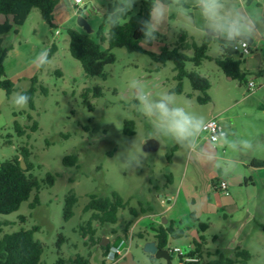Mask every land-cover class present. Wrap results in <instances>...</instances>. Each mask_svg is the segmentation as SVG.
I'll return each instance as SVG.
<instances>
[{
    "label": "rangeland",
    "instance_id": "1",
    "mask_svg": "<svg viewBox=\"0 0 264 264\" xmlns=\"http://www.w3.org/2000/svg\"><path fill=\"white\" fill-rule=\"evenodd\" d=\"M113 1L82 0V4L76 9L71 0H57L54 28H50L34 9L19 28L18 34L9 33L4 38L5 46L10 48L3 64L4 72L6 78L14 84L15 90L6 95L0 89V163L14 155L19 156V148L26 147L29 151L28 161L34 168L31 174L41 179L46 173H51L56 178L52 187L40 190L37 206L32 209L28 206L33 198L32 193L29 200L22 203L16 212L0 216V220L11 223L3 228V233L30 229L33 226L39 228L34 233V238L44 244L40 264H55L59 256L69 258L76 254L89 256L91 264H101L100 247L103 244L109 245V248H125L117 264L123 262L128 253L132 254L138 264H150L146 254L142 252V241L137 237L138 233L146 231L138 226L132 227L131 223L127 231L123 232L125 221L132 219L133 222L128 210L119 211L118 223L114 226H99L97 222H92L95 239H98V244L92 245L87 238H82L79 230L91 214L84 212V206L90 195L109 196L111 192H116L139 214V208L144 207V198L151 197L155 190L154 180L159 183L164 181L163 173L167 169V155L174 143L173 136L157 126L158 121L154 115L145 114L143 105L135 97L134 84L143 88L149 102L159 101L163 95L172 96L170 107H181L203 123L213 107L212 103L203 106L187 97L188 94H198L192 91L187 79L182 82V94H169V89L176 85L171 63L161 65L151 61L146 55L127 53L122 48L112 50L115 62L104 68L105 79L85 76L79 62L69 54L66 30L73 28L85 33L76 23L80 16L92 30L88 35L98 41L95 32L103 21L107 5ZM142 1L144 0H131L130 10V0L119 2L131 15H135ZM172 1L168 6H157L163 10L164 16L155 33L158 43L150 44L149 47L154 53H158L162 47L171 48L178 44L181 33L187 35L189 42L199 44L206 30L211 29L201 13L198 0ZM245 1L221 0V3L225 4V12H240L255 22L256 31L251 37L253 43L249 44L250 53L242 57L238 53L232 55L234 60L245 61L247 68L254 60L264 58V40H259L260 36L264 38V25L262 21L254 19L256 14H263L261 8H264V4L263 0H257L261 4L258 7L254 3L246 5L243 3ZM179 2H184L186 7L179 5ZM104 29L107 31V26ZM55 31L58 33L55 34ZM220 36L225 40L224 45H227L230 40L224 35ZM235 40L234 42H239L237 37ZM52 44L56 49L42 66L45 58L43 54L46 51L48 53ZM141 45L145 47L143 41ZM100 47L105 49L106 44L103 43ZM220 47L215 39L207 54L217 58L221 55ZM187 54L191 55L192 52ZM185 69L194 70L208 78L211 83L210 94L219 106L229 103L239 92H246L238 81H225V77L210 61H204L198 68L186 63ZM34 77L39 86L47 90V94H42L38 86L33 98L34 109L30 110L28 105L18 109L14 104L16 95L27 90ZM93 88H99L101 96L88 94L87 99L92 106L89 110L83 104L81 95L85 89ZM240 108H233L221 118H226L224 122L230 124L229 116L239 114ZM28 115L31 120H28ZM248 119L240 117L236 123L239 132L248 137L246 142L249 146H245L244 139L241 141V147H246L244 151L247 154L239 151L241 143L236 141L230 150H220L218 159L211 163L217 176L227 181L229 196L221 195L211 188L213 177L206 175L209 168L205 164L202 167L194 163L192 171L187 173L179 196L175 185L168 193L169 202L165 201V197L162 206L167 207L178 196L175 213L185 232L191 225L196 227L191 217L193 215L208 226L204 233L208 250L219 249L226 256L233 257L235 248L240 247L249 250L253 256L247 264H264V235L260 228L264 226V168L250 169L246 165V156L250 154V150L254 155L264 156L262 138L250 137L264 125L257 126ZM126 120L134 123L133 135H125L122 131ZM14 121L25 128L23 136L17 135ZM33 121L38 126L34 132L29 129ZM206 134L205 130L199 132L201 137ZM147 139L158 143L155 152L142 150ZM183 142L188 144L190 141ZM185 152L183 150L177 156L179 174L183 168ZM69 154L77 155L78 169L62 165V158ZM228 157L232 159H227ZM240 176L252 180L253 184L247 189L239 190L237 180ZM240 179L242 184L244 179ZM69 190L75 193L77 204L73 209L74 216L65 221L64 197ZM232 199L240 203L237 208L226 207V203H230ZM20 217L25 219L21 220ZM59 234L66 239L60 244ZM190 234L191 232L186 236L170 239V248L186 249ZM170 259V264H180L176 255L170 254ZM156 264L167 263L160 259Z\"/></svg>",
    "mask_w": 264,
    "mask_h": 264
},
{
    "label": "trees",
    "instance_id": "2",
    "mask_svg": "<svg viewBox=\"0 0 264 264\" xmlns=\"http://www.w3.org/2000/svg\"><path fill=\"white\" fill-rule=\"evenodd\" d=\"M114 0L109 3L106 12L103 15V21L97 31L95 41L88 34L78 32L73 28L66 30L68 36V51L70 56L77 60L81 69L87 77H97L105 79L104 68L107 65L115 62V56L112 50L115 48H122L127 53H139L146 55L151 61L164 65L166 63L172 64V71L174 73L173 80L176 85L169 89V94H182V82L187 79L193 92L198 94L194 97L196 103L205 105L210 102L208 96V89L210 87L209 81L198 72L185 69L186 63H191L193 67L198 68L204 61L213 60L215 65L221 72L232 80L238 81L240 85L246 84V78L251 73L241 70L240 66L243 63L241 59L234 60L232 55L236 54L231 50L228 42L227 46H221V55L215 59H211L207 55L210 44L213 38L218 35L213 31L207 30L203 40L196 44L189 42L187 35L181 33L178 44L171 48L162 47L158 53L152 52L150 44L141 45L144 41V22H150V12L153 7L168 6L172 4V0H144L139 5L138 12L135 15L124 7L119 2ZM57 5V0H0V15L4 17V21L0 24V89L6 95H9L15 90L14 84L6 78L4 72V60L7 56L9 47L5 46V36L9 33L18 34L19 28L25 23L32 10L36 9L39 12L41 19L50 27L54 28V9ZM179 5L186 7L184 2H179ZM104 26H107V32L104 31ZM105 43L106 48L101 49L100 45ZM56 47L51 45L47 59L54 53ZM187 52H192L191 55ZM242 57V55H240ZM45 62L43 59L42 66ZM263 69L259 70L255 76H260ZM38 80L36 77L31 79L30 86L27 90L21 91L20 94H26L30 97L28 101V108L34 109L33 98L38 89ZM42 94H47V90L39 86ZM92 93L94 96H101L99 88L85 89L81 95L83 104L89 110L92 106L88 102V94ZM188 98L193 97V94H188ZM31 120V116H27ZM14 129L18 136L25 134V128L21 127L14 121ZM38 128L35 121L29 129L34 132ZM123 133L125 135L134 134V123L131 120L123 122ZM7 143H10L7 141ZM178 147L172 146L167 155V162H170L172 154ZM19 157L23 158L25 163V170L20 168ZM29 151L26 147L19 148V156L14 155L0 163V216L9 215L16 212L22 203L27 202L33 193L32 201L29 203V208H34L39 204L38 194L40 190L52 187L56 176L51 173H46L41 179L34 177L31 172L33 171L32 164L28 161ZM251 166L257 168H264V160H253ZM62 165L64 167H73L78 169V157L75 154L65 155L62 158ZM168 183H170V176H166ZM77 204V197L73 190H69L64 197L63 205V219L69 220L74 216L73 209ZM84 212H90L89 220L84 226L79 227L82 238H87L90 244H98V239H95V230L92 228V222H97L99 226H113L118 223V213L121 210H128L129 215L134 219L138 215V211L128 205L118 193L111 192L109 196H96L90 195L88 202L84 206ZM140 213H144L142 207L139 208ZM193 221L196 223L198 232L203 233L207 230L208 226L205 223L199 222L191 215ZM24 220L25 217H20ZM132 219L125 221L123 232L125 233L131 225ZM11 225L8 221L0 220V264H40L44 252V244L34 238V233L39 230L37 226L30 229H20L15 232L3 233L4 227ZM264 235V226H260ZM182 232L176 233L172 225L155 229V235L152 240L155 241L159 249H164L170 239L179 238ZM137 237L141 241H147L146 233H138ZM66 239L62 234L58 235V243L64 242ZM206 241L203 235H198V240H193L192 251L189 252L190 256H197L198 262L183 263L179 258L180 264H247L252 255L246 249L236 247L233 252V257L226 256L221 250L216 249L209 252L205 249ZM59 247V246H58ZM109 245L101 246L102 258L109 250ZM150 264H156L157 259L153 256L146 254ZM171 260V259H170ZM55 264H91L89 256H81L76 254L73 257L65 258L59 256ZM101 264L104 261L101 260Z\"/></svg>",
    "mask_w": 264,
    "mask_h": 264
},
{
    "label": "crops",
    "instance_id": "3",
    "mask_svg": "<svg viewBox=\"0 0 264 264\" xmlns=\"http://www.w3.org/2000/svg\"><path fill=\"white\" fill-rule=\"evenodd\" d=\"M243 3L246 5L254 3L258 7L261 6L260 2H258L257 0H255V1L254 0H246ZM263 4H264V0H263ZM73 6L77 9V6L74 5V3H73ZM261 9H262L263 14L262 15L256 14L254 19L256 21H262L263 25H264V8H261ZM54 12H55V9H54ZM53 16H55L54 13H53ZM3 21H4V17L0 15V24ZM53 23L55 25V17H54ZM208 30L212 31L211 29H208ZM104 31H105V29H104ZM105 32H107V31H105ZM215 39L219 42L220 46H227L228 45V44L224 45L225 40L223 38H221V36L219 34L213 38V41ZM249 39H250V43L246 42L248 44V50H249V44L253 43V39L252 38H249ZM259 40L262 41V40H264V38L260 36ZM230 41L234 42L236 40L234 39V40H230ZM230 41H228V42H230ZM238 41H240V40H238ZM148 49H150V48H148ZM249 53H250V50H249ZM209 57H211V56H209ZM211 59H215V57H211ZM210 62H212L214 64V66L216 68H218L215 65L213 60H210ZM245 64H246V62L243 61V63L240 66V69L247 71V72L252 74L246 78V81L248 82V81L252 80L256 85V89L253 92H248L246 89V84H247V82H246V84L244 85L246 92L245 93L239 92L234 99H232L230 101L228 100L229 103H226L222 106L217 105L215 103V101L213 100V98L210 94L211 83L208 80V78L206 76H204L205 78H207V80L209 81V84H210V87L208 89V96L210 97L209 103H212L213 107L209 111L207 118L204 120L202 130H205V125H206L208 119L210 120L213 117H218L222 128L226 132V137L223 140H220L219 142L214 143L215 154L210 159L206 158L202 154V149L205 146H208L209 150H211V147L213 146V143L209 141L207 134L203 137L199 136V134H198L188 144L183 142V141H178L175 137H172V140L174 142L173 146H176L178 148L172 154L170 162H167V169L164 170V173H163L164 181L159 183L156 180H154L155 190L153 191L152 196L144 198V200H143V205H144L143 208H144L145 212L139 213L137 215V217L133 219V222H132V227L138 226L139 228L146 231L145 233H146V238L148 239L147 241L155 242L154 240H152V237L155 235V229L159 228L160 226L166 227L169 225L173 226L176 233H178L179 231L182 232L180 237L186 236L189 232H191L190 238L187 241L186 248H192L193 247V240H198V235H203V237H204L205 232H203V233L198 232V229L195 227V225H191L190 227H188L186 232L180 227L179 216L175 213V209L177 207V202H178V198H179L178 196L181 192V188H182L184 180L187 176V173H188V171H192V165L194 163H197L198 165H201V166L203 164H205L209 168L208 173L206 175L208 177H213V179L211 180V188L215 189V186L219 180L226 181L223 177L217 176V173L215 172V170L211 168V167H213L211 165V163L213 164L218 159V152L220 150H225V149L227 151L230 150L231 146L236 141H237V143L238 142L241 143L238 146L239 151L242 152L245 150V148H246L245 146L241 147L242 146L241 141H243V139H244V143H245L246 138H248V137H246L247 135L245 133L239 132L238 126L236 125V123L238 122L240 117H244L247 119L249 118L248 119L249 122L253 121V122H255V125H257V126L258 125L260 126V124L264 125V89L262 88V86L264 85V71H263V73L260 74V76H255V74L259 70H261V69L264 70V58L262 57L261 60H259V59L254 60V63L247 66V68H245ZM218 70L221 72V70L219 68H218ZM222 75L225 77V81H227V82L236 81V80H232L231 78L229 79V77H226L223 73H222ZM175 96H178V95H175ZM195 96H196V94L193 93V97H191L189 99L195 100V98H194ZM209 103H207V104H209ZM207 104H205L203 106H206ZM236 107H241L239 110L240 113L237 115L229 116L230 124H226L224 122V119H226V118H221V116L227 115L229 113V111H231L233 108H236ZM252 113H255V114H252ZM250 115H251V119H250ZM250 137L251 138L261 137L262 138L261 143L264 144V127L262 126V129L260 131H257L254 134H251ZM249 142H251V141H249ZM183 150L186 151L185 152V159L183 162L184 163L183 168L179 174L178 170H177V160H178L177 156ZM244 152L247 154L246 151H244ZM248 154L249 155L246 156V159L248 161V164H246L247 167L250 169H259L257 167L251 166L250 163L253 160H264V156L254 155L251 153V150L248 152ZM227 159H232V157H228ZM166 176H170V181H171L170 183H168V179ZM240 178L244 179V177L243 176L238 177L237 184H238L239 190H242V188L247 189L250 186V184L251 185L253 184L252 180H246V179H244L242 184H241ZM175 185L177 186L176 193L178 191V193H177L178 196L175 197L174 201L171 204H169L167 207L163 208V206H162L163 202H164L163 199L165 197H167V198H165L166 199L165 201L167 203L169 202L168 193L172 190L171 188H173ZM215 190H217V189H215ZM228 196H229V194L226 197H228ZM226 204H227V206H226L227 208H237L240 203H238L235 199L234 200L232 199L230 203H226ZM194 218L199 221L198 218H196V217H194ZM131 229L132 228H130V230ZM147 241H142L141 246H143V244ZM205 241H206V239H205ZM167 247H170L169 242L167 244ZM167 247H166V249H167ZM205 249L209 252H213L211 250H208L207 246H205ZM247 251L249 252V250H247Z\"/></svg>",
    "mask_w": 264,
    "mask_h": 264
},
{
    "label": "clouds",
    "instance_id": "4",
    "mask_svg": "<svg viewBox=\"0 0 264 264\" xmlns=\"http://www.w3.org/2000/svg\"><path fill=\"white\" fill-rule=\"evenodd\" d=\"M202 15L209 22V27L214 33L224 35L228 40H234L236 37L251 38L255 31L256 25L249 17L236 12H225V4L221 0H198ZM131 0L128 5L130 10ZM164 16L163 10L160 7H153L150 12L151 22H144V41L143 43L154 44L157 42L155 33L159 30V24ZM160 44V42H159ZM45 61L47 60V51L43 54ZM133 87L136 89L135 97L143 105V111L148 116H155L158 124L157 126L170 133L178 141H191L195 138L203 128V121L194 119L181 107H170L169 102L173 99L172 96L163 95L159 101L149 102L142 87ZM30 97L26 94H17L14 104L18 109L27 106ZM245 146H249L245 142ZM202 154L206 158H211L215 154V146L209 150L208 146L202 149Z\"/></svg>",
    "mask_w": 264,
    "mask_h": 264
},
{
    "label": "built area",
    "instance_id": "5",
    "mask_svg": "<svg viewBox=\"0 0 264 264\" xmlns=\"http://www.w3.org/2000/svg\"><path fill=\"white\" fill-rule=\"evenodd\" d=\"M71 1L76 6L82 4V0ZM57 33L58 31H55V34ZM230 47L233 52H236L239 55L249 53L248 44L244 41H239L237 43L232 42L230 44ZM262 88L264 89V85L262 86ZM246 89L248 92H253L256 89L255 83L252 80L248 81L246 84ZM205 131L207 133L209 141L212 143H217L226 137V132L222 128L218 117H213L207 121L205 125ZM215 189H217L224 196L228 195L227 183L224 180H219L215 186ZM167 249L170 254L176 255L178 258H181L183 263H195L199 261V258L197 256L189 255V252L192 251V248L181 249L180 247H167ZM124 250L125 248L122 247L109 248L106 255L102 258L104 264H117L119 262V259L123 256Z\"/></svg>",
    "mask_w": 264,
    "mask_h": 264
},
{
    "label": "water",
    "instance_id": "6",
    "mask_svg": "<svg viewBox=\"0 0 264 264\" xmlns=\"http://www.w3.org/2000/svg\"><path fill=\"white\" fill-rule=\"evenodd\" d=\"M76 23L79 27H81L84 30L86 34L92 33V30L90 29L89 25L86 23V21L82 17L78 16L76 19ZM237 40L250 43V39L247 37H237ZM157 149H158V143L153 139H147L142 146V150L144 152H155ZM19 164H20V168L22 170H25L26 166H25L23 158L19 159ZM103 246H105V244H103ZM142 252L153 256L157 260L162 259L167 264L171 263L169 251L166 248L159 249L156 246L155 242L153 241L145 242L142 246ZM120 264H138V263L134 260L132 254L128 253L125 256L124 261L121 262Z\"/></svg>",
    "mask_w": 264,
    "mask_h": 264
}]
</instances>
